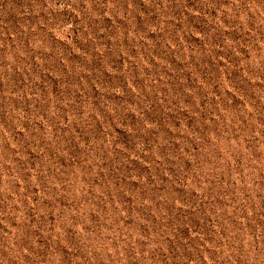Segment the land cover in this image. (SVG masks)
Instances as JSON below:
<instances>
[{
	"label": "rangeland",
	"instance_id": "rangeland-1",
	"mask_svg": "<svg viewBox=\"0 0 264 264\" xmlns=\"http://www.w3.org/2000/svg\"><path fill=\"white\" fill-rule=\"evenodd\" d=\"M0 264H264V27L0 0Z\"/></svg>",
	"mask_w": 264,
	"mask_h": 264
},
{
	"label": "clouds",
	"instance_id": "clouds-1",
	"mask_svg": "<svg viewBox=\"0 0 264 264\" xmlns=\"http://www.w3.org/2000/svg\"><path fill=\"white\" fill-rule=\"evenodd\" d=\"M233 13L244 23L264 27V0H232Z\"/></svg>",
	"mask_w": 264,
	"mask_h": 264
}]
</instances>
